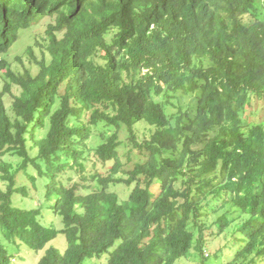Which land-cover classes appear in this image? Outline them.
<instances>
[{
	"label": "trees",
	"instance_id": "16d2710c",
	"mask_svg": "<svg viewBox=\"0 0 264 264\" xmlns=\"http://www.w3.org/2000/svg\"><path fill=\"white\" fill-rule=\"evenodd\" d=\"M44 15L54 17L50 62L31 76L1 61L0 155L21 158L17 172L31 164L51 176L46 195L62 228L12 205L20 188L7 163L2 237L38 251L63 234L65 248L47 247L37 264H82L113 246L106 264H175L203 254L205 219L230 202L246 214L243 244L220 263L264 260V0H0V53ZM12 84L21 91L11 118L3 95ZM177 93L192 95L194 109L176 104ZM141 120L152 131L138 140ZM94 128L104 172L79 148ZM122 130L132 144L124 160ZM66 172L79 180H56ZM234 220L219 216L216 235ZM11 259L0 241V264Z\"/></svg>",
	"mask_w": 264,
	"mask_h": 264
},
{
	"label": "rangeland",
	"instance_id": "374dc122",
	"mask_svg": "<svg viewBox=\"0 0 264 264\" xmlns=\"http://www.w3.org/2000/svg\"><path fill=\"white\" fill-rule=\"evenodd\" d=\"M244 20L250 19L249 16H244ZM54 22V17L44 15L34 22L28 28H22L18 30V36L15 41L11 44L9 49L5 53H0V90H2L3 85L8 81L5 75L4 69L1 68V61L6 63L5 68H9L14 74L20 75L24 74L25 71L29 72L31 76H36L40 71L39 61H44L48 64L51 60V56L47 51L48 37L46 34V29L49 23ZM21 89L18 85L12 84L11 93H4L3 103L6 108V113L12 118V101L15 96H18ZM177 99L174 100L182 109H194L195 100L192 95L177 93ZM258 115L260 114V109H258ZM248 113H250L248 111ZM258 115H252L254 121L258 120ZM46 127L38 128L34 132L36 139L44 136L46 132ZM136 138L142 140L148 138L152 127L144 120L137 122L135 126ZM108 133H111L109 130ZM120 140L122 141V146L120 147L121 159H125L126 153L131 149L132 144L128 142L127 132L122 130L119 133ZM102 136L99 134V130L94 128L89 137L85 140L84 147L79 145V148L83 151L86 157V162L91 167V164L96 161L95 158V148L102 143ZM32 141L29 143L31 144ZM37 153L36 149L31 152V156H35ZM21 162V158L17 156H12L10 154L0 155V187L2 189L6 188V183L2 179V164H11L10 171H13L16 176V187L20 190L16 192L11 197L12 205L15 207L23 209H34L39 208L41 214L39 220L42 225L48 226L53 225L57 229L62 228V220L59 215H57L52 208V204L55 199L54 196L48 197L46 195V185L50 181L51 176L49 174L40 175L38 170L31 164L27 167L26 171H18L17 168ZM96 165L100 172H104L100 163L96 161ZM70 179L68 180V176ZM34 176V182L31 181V177ZM56 180L62 183H68L71 185L73 182L79 180V176L71 172H66L63 175L56 178ZM116 192L120 196H124L128 188L125 185H118L115 188ZM217 213H211L205 219L206 228L205 231L207 238H205V243L203 247V254H198V252L193 251V249L188 253L185 258H180L176 260L175 264H219L225 260H229L233 253L241 248L243 242L239 241L237 237L239 236L238 227L246 219V214L241 213L235 208L232 203H226ZM224 212H227V216L235 220L224 229L220 235H216L217 227L214 222L219 216ZM197 234V233H196ZM0 241L5 245L8 253L12 255L10 264H37L39 258L44 253L45 249L49 246H55L59 249H64L66 246L65 237L63 234L59 233L54 239H52L42 250L33 251L29 249L25 244L17 241L13 244L6 241L0 234ZM115 246L109 248L108 251L103 252L99 256L88 257L84 259L82 264H106L108 258V252H111ZM254 255H250L248 258H252ZM240 263V262H239ZM221 264V263H220ZM256 264H264V260L257 261Z\"/></svg>",
	"mask_w": 264,
	"mask_h": 264
}]
</instances>
